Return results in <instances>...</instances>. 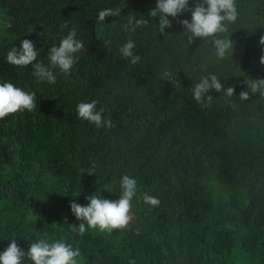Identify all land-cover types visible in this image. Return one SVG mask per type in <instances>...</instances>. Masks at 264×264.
I'll use <instances>...</instances> for the list:
<instances>
[{
    "label": "trees",
    "instance_id": "1",
    "mask_svg": "<svg viewBox=\"0 0 264 264\" xmlns=\"http://www.w3.org/2000/svg\"><path fill=\"white\" fill-rule=\"evenodd\" d=\"M235 4L237 20L219 34L233 52L218 60L210 38L188 43L179 21L189 12L169 17L161 35L148 15L156 0H0V83L34 92L37 105L0 120V252L11 239L27 252L44 238L79 249L77 264H264V97L249 89L239 99L249 80L264 79V0ZM107 8L121 13L97 23ZM131 15L148 23L125 31ZM71 28L85 47L54 84L6 62L27 39L47 65ZM129 39L136 64L119 52ZM209 73L235 91L210 90L204 107L192 88ZM93 100L111 127L77 118V105ZM124 175L137 182L128 225L75 231L70 204L119 199ZM145 194L160 203L145 204Z\"/></svg>",
    "mask_w": 264,
    "mask_h": 264
},
{
    "label": "clouds",
    "instance_id": "2",
    "mask_svg": "<svg viewBox=\"0 0 264 264\" xmlns=\"http://www.w3.org/2000/svg\"><path fill=\"white\" fill-rule=\"evenodd\" d=\"M185 12L190 13L191 19H183L179 23L184 29L183 34L187 36L189 44L197 38H210L216 59L223 60L229 53L232 55L234 42L229 39L230 36L221 38L219 34L227 32L228 23H234L237 20L235 0H193L191 8H189V0H156L155 7L149 11L148 15L151 18L159 17L156 28L161 35H164L165 29L172 27L169 17L176 19ZM120 13V8L101 10L97 14V23H102L105 18L115 17ZM142 17L135 19L133 15L129 16L127 23L121 26L122 29L133 32L136 28L146 25L148 20ZM62 27L67 28V23ZM76 35V29L71 28L66 36L61 38L58 46L54 44L49 48L47 65L38 62L39 51L36 50L33 42L27 39L20 42L19 48L11 47L7 51L6 62L16 68L32 65V73L38 80L54 84L56 82L55 72L58 70L66 76L70 74L73 65L78 60L76 54L85 47L79 39H76ZM103 43L107 45L110 41ZM257 46L261 51L259 63L264 65V34L260 35ZM134 47V42L129 39L119 49L121 56L129 58L131 64H136L140 60V57L133 53ZM162 75L172 85L177 83L172 73L165 71ZM249 81L247 90L239 93V99L249 100L251 98L249 89L252 94L258 93L264 97V79ZM210 90H215L217 93L224 92L228 97H232L235 91L234 87L224 90L217 75L209 73L202 76L200 81L193 86V99L204 107H209L213 100L212 96L208 95ZM97 103L95 100L79 103L76 108L77 118L94 124L97 128L111 127V120H106L102 116L104 109L97 111ZM36 107L34 92H26L11 82L0 83V120L23 110L31 112ZM88 174L92 175L91 170ZM120 185L122 192L117 200L90 195L86 197L88 201L86 206L72 202L70 204L71 213L76 220L81 221L74 230L83 234L89 229L111 232L113 229L125 228L131 219L129 212L131 201L137 193V182L128 175H124L121 177ZM143 201L151 206H157L160 203L158 198L148 194L143 196ZM65 223H67L66 218ZM10 241L8 247L0 252V264H25V262L27 264H77L76 258L81 256L79 249H74L71 244L61 241L49 243L41 238L32 242L27 252L17 245L15 239Z\"/></svg>",
    "mask_w": 264,
    "mask_h": 264
},
{
    "label": "rangeland",
    "instance_id": "3",
    "mask_svg": "<svg viewBox=\"0 0 264 264\" xmlns=\"http://www.w3.org/2000/svg\"><path fill=\"white\" fill-rule=\"evenodd\" d=\"M130 216V215H129ZM131 217V216H130ZM131 219H132V217H131ZM131 219L129 220V222L131 221Z\"/></svg>",
    "mask_w": 264,
    "mask_h": 264
}]
</instances>
